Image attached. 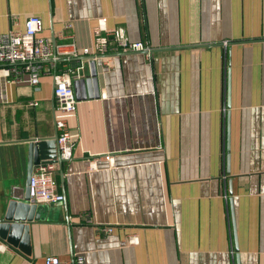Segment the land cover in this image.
Returning a JSON list of instances; mask_svg holds the SVG:
<instances>
[{"label": "crops", "instance_id": "crops-1", "mask_svg": "<svg viewBox=\"0 0 264 264\" xmlns=\"http://www.w3.org/2000/svg\"><path fill=\"white\" fill-rule=\"evenodd\" d=\"M30 16L78 56L39 62L38 86L23 64L0 75L5 234L45 161L65 199L37 205L17 245L0 238V264H264V0H0V35ZM101 20L148 51L100 52ZM68 69L61 161L53 77Z\"/></svg>", "mask_w": 264, "mask_h": 264}, {"label": "built area", "instance_id": "built-area-1", "mask_svg": "<svg viewBox=\"0 0 264 264\" xmlns=\"http://www.w3.org/2000/svg\"><path fill=\"white\" fill-rule=\"evenodd\" d=\"M101 30L106 32L104 37L100 38L99 50L106 52L111 44L124 51H148L141 43H132L128 40L123 30H107L105 20L100 21ZM44 30V24L40 17L30 16L25 22L23 32L11 31L0 35V75L8 76L16 73L15 68L23 64L26 70L30 72V83L38 86L40 83L41 66L39 62H57L62 54H66L65 48L53 44L49 39L41 36ZM69 47L71 45H68ZM72 48L75 46H71ZM73 56H78L73 51ZM83 53L88 55V49ZM74 70L68 69L60 73H55L54 81V99L56 102V131H57V150L58 159L69 161L73 157L72 134L69 127V118L77 111V99L73 88ZM37 105V103H32ZM113 165V158L108 159ZM56 164L45 163L40 165L30 177L29 193L30 201L34 205H57L64 201L65 197L59 192L56 180ZM86 222H90L86 219ZM104 232L110 233L111 229H105ZM44 264H68L62 262L58 257L48 256Z\"/></svg>", "mask_w": 264, "mask_h": 264}, {"label": "water", "instance_id": "water-1", "mask_svg": "<svg viewBox=\"0 0 264 264\" xmlns=\"http://www.w3.org/2000/svg\"><path fill=\"white\" fill-rule=\"evenodd\" d=\"M57 142V141H56ZM40 148L43 147V144L38 145ZM33 149L32 151L36 150V145L33 144L31 146ZM42 150V149H41ZM48 159V158H46ZM48 161H45L44 163H47ZM30 181V180H29ZM27 197L24 199L25 201L18 205L20 210L18 211V219L17 224L13 225V227H9L11 232L6 235L5 231L7 228L5 227V224L12 221L14 217V209L16 208L17 203L11 202L9 205V210L5 214L3 220H0V238L5 239L8 243L17 245L18 239L15 238L16 231H21L23 228H25V231L29 229V224H33L35 221H39L42 219L43 216H45L44 210L37 206L30 203V193H29V186L27 189ZM23 222H27L28 224L24 225Z\"/></svg>", "mask_w": 264, "mask_h": 264}]
</instances>
